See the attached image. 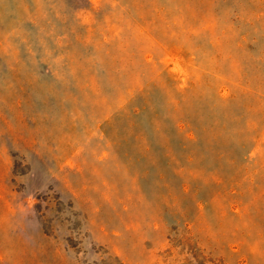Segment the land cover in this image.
<instances>
[{"label":"rangeland","instance_id":"374dc122","mask_svg":"<svg viewBox=\"0 0 264 264\" xmlns=\"http://www.w3.org/2000/svg\"><path fill=\"white\" fill-rule=\"evenodd\" d=\"M0 264H264V0H0Z\"/></svg>","mask_w":264,"mask_h":264}]
</instances>
